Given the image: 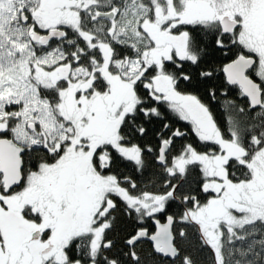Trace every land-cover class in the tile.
Wrapping results in <instances>:
<instances>
[{
	"label": "snow or ice",
	"instance_id": "snow-or-ice-1",
	"mask_svg": "<svg viewBox=\"0 0 264 264\" xmlns=\"http://www.w3.org/2000/svg\"><path fill=\"white\" fill-rule=\"evenodd\" d=\"M205 251L264 264V0H0V264Z\"/></svg>",
	"mask_w": 264,
	"mask_h": 264
},
{
	"label": "trees",
	"instance_id": "trees-1",
	"mask_svg": "<svg viewBox=\"0 0 264 264\" xmlns=\"http://www.w3.org/2000/svg\"><path fill=\"white\" fill-rule=\"evenodd\" d=\"M222 80H223V77L221 75L217 80L211 82V86H219L221 84ZM201 95L204 96L205 102L208 103L210 105V107L212 108V110L214 112V115H215L216 119L218 120V122L220 123L221 127L222 128L225 127L226 126V113H227V109L225 107V98L223 96H220L219 93H218L217 94V99L216 100H211V99L206 97V94L204 93L203 88L201 89ZM228 99L236 100V102L241 104V105H243L245 103V101L242 98H238V92L235 89H233L230 92V95H229ZM172 122L174 123L175 127H180L182 129L187 126L186 122L177 121L175 117L172 118ZM155 126L156 125H154V127ZM194 140H195L194 137L192 138L191 141L176 140V145L178 147L182 143L194 142ZM152 142L155 143L154 140ZM148 174L149 173H146L145 175L147 176ZM122 227H125V228L128 227L127 221L122 222ZM148 245L150 246V244H148ZM148 251H147V253H148ZM209 257H210V253L209 252L205 251L204 253H202L201 254L202 264H211Z\"/></svg>",
	"mask_w": 264,
	"mask_h": 264
},
{
	"label": "rangeland",
	"instance_id": "rangeland-1",
	"mask_svg": "<svg viewBox=\"0 0 264 264\" xmlns=\"http://www.w3.org/2000/svg\"><path fill=\"white\" fill-rule=\"evenodd\" d=\"M142 247L144 248L145 253H147V251H148L149 248H150V246H149L147 243H145L144 245H142Z\"/></svg>",
	"mask_w": 264,
	"mask_h": 264
}]
</instances>
